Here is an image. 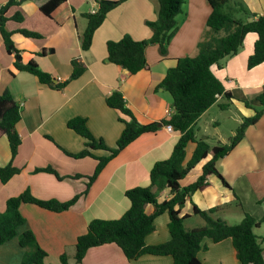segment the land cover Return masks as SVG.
<instances>
[{
    "label": "crops",
    "instance_id": "obj_1",
    "mask_svg": "<svg viewBox=\"0 0 264 264\" xmlns=\"http://www.w3.org/2000/svg\"><path fill=\"white\" fill-rule=\"evenodd\" d=\"M10 1L0 0V9ZM14 1L16 4L6 13L10 19L6 27L13 33L23 62H36L55 84L69 82L58 90L41 83L28 72L17 70L15 55L7 51L0 33V96L9 92L21 107V121L17 125L21 145L14 158L8 138L0 136V167L12 164L20 171L6 184L0 183V214L6 213L10 198L28 189L38 199L62 202L87 189L98 161L92 157L76 159L68 155L80 153L86 143L83 137L68 128V122L76 117L85 118L95 138L104 140L111 149L116 148L125 125L121 113L106 102L113 91L119 90L123 94L141 124L161 123L168 119L167 112L174 111L173 99L160 85L179 59L198 54V44L207 31L211 14L207 0H187L183 13L177 18L178 28L167 54H161L158 44H151L146 49L147 68L130 75L110 62L107 44L125 36L137 41L151 39L148 23L158 18L157 0H107L122 2L108 13L88 51L82 50L80 40L87 27L85 15L96 11L100 0H66L51 17L42 12L41 1ZM234 1H242L257 16L264 14V0ZM18 14L23 17L21 22L13 19ZM21 30L40 37H25ZM257 40V34H248L237 55L227 59L223 68H213L230 97L220 96L196 124L197 137L205 139L211 147L229 144L244 119L255 116L256 111L262 109L257 97L264 91V63L248 68ZM43 50H47L46 55L41 54ZM74 61L82 63L85 72L78 79L70 80ZM223 123L229 129L225 134L221 130ZM180 137L179 131L169 132L162 124L155 133L142 135L107 164L88 193L68 211L56 213L34 204H22L20 212L26 219L23 230H31L47 253L44 264H63L64 255L68 264H174L171 256L149 254L129 261L115 244L89 249L83 261L78 263L76 245L91 221L117 220L128 211L131 203L126 191L149 187L152 168L157 162L171 157ZM195 149V143L187 146L185 164ZM93 154L96 157L110 155L104 150H95ZM210 158L198 164L181 181V186L194 184ZM49 167L56 175L36 172ZM218 170L230 187L212 175L208 187L196 191L182 208V216L187 215V221L199 217L194 214V206L201 210L221 207L216 217L228 224L230 219L238 224L248 213L260 223L254 233L264 257V113L246 130L244 139L233 151L218 162ZM171 197L170 190L165 189L158 200L162 203ZM153 211V205L147 207L148 214ZM162 215L166 217L160 223ZM162 215L155 220V232L145 239L148 245L171 240L169 215ZM197 225L191 229L203 226L204 221ZM202 246L198 254L202 264H240L231 239L215 243L207 238ZM24 255L25 249L17 238L0 245V264H22Z\"/></svg>",
    "mask_w": 264,
    "mask_h": 264
},
{
    "label": "trees",
    "instance_id": "obj_2",
    "mask_svg": "<svg viewBox=\"0 0 264 264\" xmlns=\"http://www.w3.org/2000/svg\"><path fill=\"white\" fill-rule=\"evenodd\" d=\"M23 1H41V10L48 17H51L66 2V0ZM207 1L211 7V14L207 21V31L198 44V54L194 57L179 59L176 67L168 70L160 85L172 96L174 111L171 118L161 123L141 124L128 107L123 94L119 90L113 91L106 102L110 108L121 113V121L125 125L116 148L111 149L104 140L95 138L85 118L76 117L68 122V128L86 140L85 148L80 153L68 155L76 159L92 157L98 161L94 174L89 177L87 189L65 202L57 199H38L29 189L8 200L6 213L0 214V245L17 238L19 245L25 249L22 264H44L47 253L40 247L31 230H23L26 219L20 212V206L34 204L56 213L68 211L88 193L92 183L111 160L142 135L158 131L161 124L172 125L181 133L171 157L154 165L150 172L149 187H136L126 191V197L131 206L120 219H96L89 223L87 232L77 240V262L81 263L91 248L115 244L129 261H135L149 254L171 256L174 264H202L198 254L203 248V241L208 238L215 243L231 239L240 264H264L263 248L254 233V229L260 223L250 214L245 213L240 223L230 225L216 217L221 207L201 210L194 206V214L203 219L204 225L189 230L185 226L188 217L182 216L181 213L182 208L196 191L208 187V180L212 175L218 176L225 186L230 187L218 170V162L233 151L244 139L246 130L255 125L264 113L263 91L257 97L262 109L257 110L255 116L244 119L229 144L211 147L205 139L197 137L196 124L201 116L217 102L219 96L230 97L221 81L215 76L213 68H223L227 59L241 51L246 36L251 33L257 34L258 40L254 46V53L248 60V68L253 69L264 63V14L257 16L251 13L242 1ZM98 2L99 8L95 13L85 15L88 20L87 27L80 38L83 51L91 48L96 31L102 26L108 13L122 1L100 0ZM157 2L159 4L158 18L155 22L148 23L152 30L151 39L137 41L130 36H125L119 41H110L107 44L110 62L122 70H127L130 75H135L147 68L146 49L151 44H158L161 54H167L169 43L178 28L177 18L183 13L187 0H157ZM14 4H16L15 1L11 0L0 9V33L7 51L15 55L16 69L36 76L41 83L52 88L63 89L69 81L64 84H55L52 77L43 72L36 62L30 61L27 64L23 62L20 51L14 44L13 33L6 27L10 20L6 13ZM13 19L21 22L23 17L18 14ZM20 32L25 37H40L39 34L27 30ZM41 54L46 55L47 50H43ZM84 72V65L74 61L70 80L78 79ZM20 121L21 107L12 94L4 93L0 96V136L4 135L8 138L13 158L21 145V137L17 130ZM190 143H195L196 149L190 161L185 164L186 149ZM95 150H104L110 155L96 157L93 154ZM209 156L211 158L203 166L201 177L194 184L182 187L181 181ZM19 172L12 164L0 167V183L6 184ZM36 172L56 175V171L51 167L37 169ZM58 178L63 179L59 176ZM165 189L170 190L172 197L161 203L158 198ZM150 205L154 206V211L148 214L147 207ZM238 205L240 206L239 203ZM164 213L169 215L171 240L159 245H148L145 239L155 232V220ZM62 262L68 264L66 255L62 257Z\"/></svg>",
    "mask_w": 264,
    "mask_h": 264
},
{
    "label": "rangeland",
    "instance_id": "obj_3",
    "mask_svg": "<svg viewBox=\"0 0 264 264\" xmlns=\"http://www.w3.org/2000/svg\"><path fill=\"white\" fill-rule=\"evenodd\" d=\"M224 125H225V123L222 124V129H221L222 132H223V134H225L226 132H229V129H227V126H224ZM160 216H161V215H160ZM164 217H166V216H163V215H162V216L159 218V222H160V223H162V220H163ZM199 221H200V222L203 221L202 218H200V217H197V218H196V217H195L194 219H192V220H190V221H187V220H186V221H185V226H186L187 229H191L193 226H199V225H197ZM228 222H229V224H235V221H233L232 219H230ZM50 264H54V263H51V262H50Z\"/></svg>",
    "mask_w": 264,
    "mask_h": 264
},
{
    "label": "built area",
    "instance_id": "obj_4",
    "mask_svg": "<svg viewBox=\"0 0 264 264\" xmlns=\"http://www.w3.org/2000/svg\"><path fill=\"white\" fill-rule=\"evenodd\" d=\"M92 13H95V11H93ZM220 98V96L218 97V99ZM173 112L172 111H168L167 112V116H168V119L171 118ZM166 129L169 131V132H172L174 130L173 126L172 125H166Z\"/></svg>",
    "mask_w": 264,
    "mask_h": 264
}]
</instances>
